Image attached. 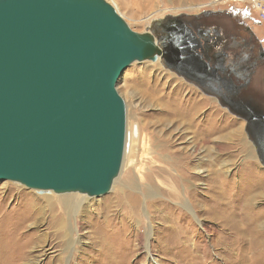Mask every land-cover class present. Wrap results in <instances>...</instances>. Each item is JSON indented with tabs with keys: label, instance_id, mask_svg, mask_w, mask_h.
<instances>
[{
	"label": "rangeland",
	"instance_id": "obj_1",
	"mask_svg": "<svg viewBox=\"0 0 264 264\" xmlns=\"http://www.w3.org/2000/svg\"><path fill=\"white\" fill-rule=\"evenodd\" d=\"M106 1L136 32L162 17L229 7H205L209 0ZM251 17L245 23L264 50V21ZM116 90L126 124L138 129L134 158L124 157L106 194L67 192L81 205L62 225L60 206L45 196L53 202L67 193L0 181V264H264V165L244 120L159 59L130 64ZM217 171L227 183L222 194L213 184ZM247 203L259 216L254 229L242 218Z\"/></svg>",
	"mask_w": 264,
	"mask_h": 264
},
{
	"label": "water",
	"instance_id": "obj_2",
	"mask_svg": "<svg viewBox=\"0 0 264 264\" xmlns=\"http://www.w3.org/2000/svg\"><path fill=\"white\" fill-rule=\"evenodd\" d=\"M178 16L136 32L106 0H0V181L109 192L125 147L116 82L133 62L158 58L244 120L264 165V102L253 98L264 66L256 74L247 57L222 51L206 60Z\"/></svg>",
	"mask_w": 264,
	"mask_h": 264
},
{
	"label": "flooded vegetation",
	"instance_id": "obj_3",
	"mask_svg": "<svg viewBox=\"0 0 264 264\" xmlns=\"http://www.w3.org/2000/svg\"><path fill=\"white\" fill-rule=\"evenodd\" d=\"M241 9L246 11V17L238 16ZM250 17L251 11L247 7L229 6L223 11L206 9L190 16L181 15L178 20L196 40L206 60L217 51L226 53L228 59L245 56L257 74L264 66V50L245 23ZM256 92L253 98L264 102V88Z\"/></svg>",
	"mask_w": 264,
	"mask_h": 264
},
{
	"label": "bare ground",
	"instance_id": "obj_4",
	"mask_svg": "<svg viewBox=\"0 0 264 264\" xmlns=\"http://www.w3.org/2000/svg\"><path fill=\"white\" fill-rule=\"evenodd\" d=\"M138 1V0H137ZM208 4V3H207ZM206 4V5H207ZM159 59V58H158ZM157 59V60H158ZM156 60V61H157ZM160 60V59H159ZM177 94V93H176ZM175 94V95H176ZM174 95V96H175ZM178 95V94H177ZM177 97V96H176ZM180 102V101H179ZM193 104V103H192ZM164 106V105H163ZM162 106V107H163ZM190 107V106H189ZM169 108V107H168ZM174 108V107H173ZM170 109V108H169ZM184 109V108H183ZM161 110V109H160ZM164 110V109H163ZM171 110V109H170ZM177 110V109H176ZM196 111H197V109H195ZM199 110V109H198ZM166 114H167V111H166ZM191 114H192V112H191ZM193 114H194V112H193ZM196 115H197V112H196ZM194 117V116H193ZM196 117V116H195ZM167 118V117H166ZM193 120V119H192ZM208 136V135H207ZM138 139H139V135H138V129H137V126H136V123H132L131 125H129L128 126V124H126V140H125V147H124V154H123V163H124V157L125 156H127L126 158L127 159H133L134 158V153H135V147H136V145H137V143H138ZM211 139V138H210ZM211 142V141H210ZM245 145V144H244ZM225 147H227V145L225 144L224 145ZM247 147H248V145H247ZM250 155V154H249ZM231 156V155H230ZM248 156V155H247ZM252 156V155H251ZM128 157H130V158H128ZM125 158V159H126ZM254 159V158H253ZM213 160H215L214 158H213ZM230 160V159H229ZM232 160V159H231ZM233 163H235V162H233ZM229 165H230V163H229ZM218 167V166H217ZM217 167H216V169H217ZM231 167V166H230ZM218 169H219V167H218ZM213 175H214V177H213V184H214V187L216 186V187H219V191H218V194H222L223 192H222V190L224 189V187H226L227 186V183L225 182V181H223L222 180V175H221V173L220 172H214L213 173ZM225 177V176H224ZM260 188L262 187V189H263V186H261V185H258ZM39 191V190H38ZM225 191V190H224ZM69 193H74V192H69ZM76 193V192H75ZM213 193V192H212ZM261 193H263V190L262 191H260V192H255V193H253V195H259V194H261ZM61 194H63V193H61ZM211 195V194H210ZM46 197V203H48V204H51L52 206H53V204L54 205H56V206H60V208L59 209H61V211H60V213L58 214L59 215V217H57L56 218V221H60V225H62V224H64L65 222H64V217L65 218H68L69 216H70V214L71 213H73V212H78V211H80V210H78V208L80 207V205H81V203L79 202V201H77V196L76 195H74V194H66V195H62V196H59V197H57L56 198V200L55 201H51V200H49L48 198H47V196H45ZM45 197H43V198H45ZM249 197V196H248ZM213 198H216V196H214ZM242 198V197H241ZM221 199V198H220ZM222 200V199H221ZM253 200V199H252ZM249 201V200H248ZM245 202H246V199H245ZM52 206H50V208H51V210H52ZM242 214V218H243V220L245 221V222H247L248 221V223H250L251 224V227H252V229H254L255 227H256V225H257V227H258V220H259V216H256V215H253V214H251V209H250V207H249V204L247 203L246 204V207H245V209L243 210V212L241 213ZM57 216V215H56ZM238 216V215H237ZM261 217V216H260ZM60 218V219H59ZM262 218V217H261ZM231 218H229L228 220H230ZM1 220H2V218H1ZM241 220V219H240ZM247 220V221H246ZM56 221H54V223H56ZM66 225V224H65ZM234 225H235V222H234ZM245 226V225H244ZM230 227V226H229ZM247 227V226H246ZM61 228H63L62 226H61ZM66 229H68V227L66 228ZM250 229V228H249ZM251 229V230H252ZM74 230H76L77 231V228L76 229H74ZM74 230H67V233H66V235H69V236H71V234H72V232L74 231ZM254 231V230H253ZM256 231V230H255ZM2 233V232H1ZM252 233V232H251ZM253 234V233H252ZM256 234H258V233H256ZM254 235H255V232H254ZM69 239V238H68ZM68 241V244H69V242H71L72 240L71 239H69V240H67Z\"/></svg>",
	"mask_w": 264,
	"mask_h": 264
},
{
	"label": "built area",
	"instance_id": "obj_5",
	"mask_svg": "<svg viewBox=\"0 0 264 264\" xmlns=\"http://www.w3.org/2000/svg\"><path fill=\"white\" fill-rule=\"evenodd\" d=\"M247 7L255 16L264 21V0H209L205 7H222V6Z\"/></svg>",
	"mask_w": 264,
	"mask_h": 264
}]
</instances>
